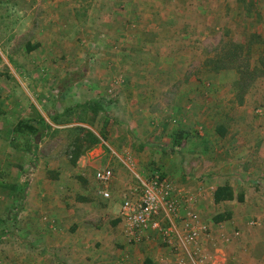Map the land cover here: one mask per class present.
Listing matches in <instances>:
<instances>
[{
  "label": "rangeland",
  "instance_id": "1",
  "mask_svg": "<svg viewBox=\"0 0 264 264\" xmlns=\"http://www.w3.org/2000/svg\"><path fill=\"white\" fill-rule=\"evenodd\" d=\"M258 55H264V0H0V264H38L50 255L43 233L60 229L49 214L58 200L39 202L40 187L53 191L60 181L68 198L75 196L77 171L68 153L82 130L105 138L103 159L113 178L122 170L126 190L133 189L119 159L140 152L131 132L136 101L187 89L191 108L200 102L201 109L186 128L212 154L220 97L233 108L248 96L254 118L264 115V100L256 99L264 95V75L247 82L239 74ZM85 103L104 113L74 108ZM38 116L48 125L43 132L16 131L20 121ZM94 174L90 169L86 177Z\"/></svg>",
  "mask_w": 264,
  "mask_h": 264
},
{
  "label": "crops",
  "instance_id": "2",
  "mask_svg": "<svg viewBox=\"0 0 264 264\" xmlns=\"http://www.w3.org/2000/svg\"><path fill=\"white\" fill-rule=\"evenodd\" d=\"M260 84L264 87V81ZM191 85L199 88L194 83ZM182 86L188 88L189 84L182 83ZM187 93V89H183L181 95L136 101L138 105L130 117L134 123L131 132L139 142L136 148L140 152L125 153V160H121L140 167L143 174L160 171L178 190L195 197L194 210L209 228V235L199 239L198 249L203 259L200 264H264V115L254 118L248 96L243 104L233 108H228L224 97H220L218 113L214 112V119L218 120L215 144L208 152L212 154L207 155L205 144H199V139L186 128L188 119L196 115L199 119L201 109L200 102L191 108V97ZM256 99L263 101L264 95ZM236 108L244 111L237 113ZM173 118L177 123L169 122ZM257 120L263 125H256ZM105 146L111 150L108 144ZM104 152L99 143L71 165L77 171L72 183L76 190L73 198H68L65 193L68 189L61 186L60 181V186L53 191L40 187L45 192L39 191V202L46 198L58 200L55 211L49 214L60 229L55 232L48 226V234L43 233V249L50 255L37 263L190 264L187 257L178 260L162 245L156 233L148 232L135 242L123 235V225L115 213L119 212L121 204L116 199L121 196L124 199L130 191L126 190L127 176L119 170L118 176L107 186L86 177L90 169L96 172L98 168H108L110 160L103 159ZM104 163L107 166H103ZM145 168L149 171H144ZM224 185L233 190L234 196L241 194L242 202L214 203L215 190ZM104 190L109 193L108 202V198L101 195ZM58 194L59 199L55 196ZM217 215L225 216V220L215 223L213 218ZM252 219L259 220L261 225H250ZM235 231L239 235L232 239ZM226 239L230 240L226 242ZM189 250L192 252L195 248Z\"/></svg>",
  "mask_w": 264,
  "mask_h": 264
},
{
  "label": "built area",
  "instance_id": "3",
  "mask_svg": "<svg viewBox=\"0 0 264 264\" xmlns=\"http://www.w3.org/2000/svg\"><path fill=\"white\" fill-rule=\"evenodd\" d=\"M120 161L136 182V187L125 195L118 212L123 235L135 242L148 232L156 233L162 245L178 260L187 257L190 264H200L203 259L198 243L201 236L209 235V228L194 210L195 197L178 190L160 171L141 174L127 161ZM94 178L99 185L107 186L113 179V171L110 168L97 170ZM101 195L109 198L106 190ZM190 247L195 250L191 252Z\"/></svg>",
  "mask_w": 264,
  "mask_h": 264
},
{
  "label": "trees",
  "instance_id": "4",
  "mask_svg": "<svg viewBox=\"0 0 264 264\" xmlns=\"http://www.w3.org/2000/svg\"><path fill=\"white\" fill-rule=\"evenodd\" d=\"M239 74L241 76L242 81L252 82L256 80L257 78L264 75V55H258V58L256 60V63L254 66L248 65V70L246 72H243L242 70H239ZM241 81V82H242ZM249 84V83H248ZM74 108H91L93 114H97L98 112L104 113V110L97 104V103H85L83 105H76ZM67 112H71L70 109L67 110ZM36 124V126L34 125ZM46 128H48V125L45 121V119L41 116H38L36 120L31 122H19L16 127L17 132H28L31 135H34L35 133L43 132ZM100 138L105 141V138L103 136H100ZM100 138L96 136L94 133L89 132L87 130H82L80 134H78L74 140L71 143V151L68 153L69 162L71 165H75L77 159L84 154L88 149L98 145L100 143ZM236 200L237 202H242L243 196L237 195L234 196L233 190L228 186L224 185L219 188H217L213 195V201L214 203H220L224 201H233ZM225 220V216L223 215H217L213 218V221L215 223L221 222Z\"/></svg>",
  "mask_w": 264,
  "mask_h": 264
},
{
  "label": "water",
  "instance_id": "5",
  "mask_svg": "<svg viewBox=\"0 0 264 264\" xmlns=\"http://www.w3.org/2000/svg\"><path fill=\"white\" fill-rule=\"evenodd\" d=\"M35 141H36V143L38 142V137H36V140Z\"/></svg>",
  "mask_w": 264,
  "mask_h": 264
}]
</instances>
